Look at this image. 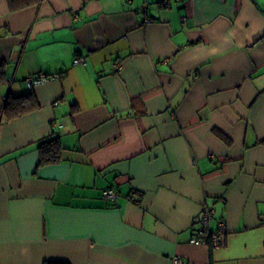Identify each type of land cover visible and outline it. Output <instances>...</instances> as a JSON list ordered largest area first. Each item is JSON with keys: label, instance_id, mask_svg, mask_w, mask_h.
I'll return each instance as SVG.
<instances>
[{"label": "crops", "instance_id": "obj_1", "mask_svg": "<svg viewBox=\"0 0 264 264\" xmlns=\"http://www.w3.org/2000/svg\"><path fill=\"white\" fill-rule=\"evenodd\" d=\"M205 207L213 249L188 243ZM174 258L264 264V0H0V264Z\"/></svg>", "mask_w": 264, "mask_h": 264}, {"label": "trees", "instance_id": "obj_2", "mask_svg": "<svg viewBox=\"0 0 264 264\" xmlns=\"http://www.w3.org/2000/svg\"><path fill=\"white\" fill-rule=\"evenodd\" d=\"M41 1L43 0H7V3L11 10H20L27 6L38 5ZM37 107V102L31 93L19 97L9 96L3 101L1 115L3 116V118L8 120L26 114L36 109ZM214 133L223 142L229 144L227 138L216 131ZM37 152L39 157L38 166L59 162L61 153L59 138L53 136L47 140L41 141L37 145Z\"/></svg>", "mask_w": 264, "mask_h": 264}, {"label": "built area", "instance_id": "obj_3", "mask_svg": "<svg viewBox=\"0 0 264 264\" xmlns=\"http://www.w3.org/2000/svg\"><path fill=\"white\" fill-rule=\"evenodd\" d=\"M74 65L85 64V60L82 57H78L73 61ZM51 79L56 77L52 76ZM49 77L40 75L36 77H30L25 80L27 87H32L37 84L48 81ZM102 199L109 202H114L117 198V194L112 189L103 190L101 193ZM214 218V211L211 208H203L192 222V235L190 236L188 243L190 245H203L210 248H217L220 246L222 238L227 234V227L224 219H219L215 223V229L211 230L210 223ZM173 264H181L179 258L173 259Z\"/></svg>", "mask_w": 264, "mask_h": 264}]
</instances>
